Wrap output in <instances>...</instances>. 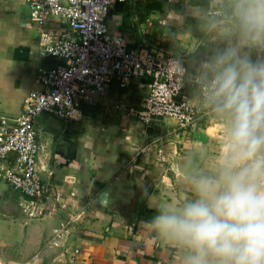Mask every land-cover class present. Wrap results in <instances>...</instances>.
Returning <instances> with one entry per match:
<instances>
[{
  "label": "crops",
  "instance_id": "1",
  "mask_svg": "<svg viewBox=\"0 0 264 264\" xmlns=\"http://www.w3.org/2000/svg\"><path fill=\"white\" fill-rule=\"evenodd\" d=\"M231 3L115 1L108 24L129 46L160 56L184 53L189 72L204 73L214 53L238 38ZM48 26L67 28L59 17ZM40 29L29 0H0V120L9 119L10 126L29 92L42 88L41 72L60 62L43 53ZM254 49L245 51L264 59ZM149 88V78L125 88L116 81L93 104H79L80 119L38 116L39 144L52 147L46 170L38 161L40 176L60 209L38 215L27 195L1 181L0 264H185L188 250L150 222L160 209L195 198L193 178L215 175L231 117L204 103L190 83L182 96L201 112L193 126L181 127L170 117L147 125L117 108L140 106ZM15 159L12 152L7 161L13 165Z\"/></svg>",
  "mask_w": 264,
  "mask_h": 264
},
{
  "label": "built area",
  "instance_id": "2",
  "mask_svg": "<svg viewBox=\"0 0 264 264\" xmlns=\"http://www.w3.org/2000/svg\"><path fill=\"white\" fill-rule=\"evenodd\" d=\"M115 1L126 0H29L31 16L41 28V49L60 62L41 72L42 88L25 97L15 126L7 118L0 120V182L27 195L38 215H52L60 209L57 195L40 176L36 127L40 114L80 119V103L93 104L113 82L125 88L143 78H149L150 88L141 107L117 108L147 125L165 117L175 119L181 127L195 125L201 112L182 96L188 83L213 107L207 99L204 73H190L184 53L160 56L141 46L131 47L124 35L110 28L109 11ZM209 13L219 15L221 11ZM51 17L64 20L67 28L57 31L49 27ZM256 51L259 58L264 56V48L256 47ZM12 152L16 159L10 165L7 160Z\"/></svg>",
  "mask_w": 264,
  "mask_h": 264
},
{
  "label": "clouds",
  "instance_id": "3",
  "mask_svg": "<svg viewBox=\"0 0 264 264\" xmlns=\"http://www.w3.org/2000/svg\"><path fill=\"white\" fill-rule=\"evenodd\" d=\"M238 38L203 65L207 99L231 117L215 175L191 181L195 198L150 222L188 250L185 264H264V0H232Z\"/></svg>",
  "mask_w": 264,
  "mask_h": 264
},
{
  "label": "water",
  "instance_id": "4",
  "mask_svg": "<svg viewBox=\"0 0 264 264\" xmlns=\"http://www.w3.org/2000/svg\"><path fill=\"white\" fill-rule=\"evenodd\" d=\"M51 158H52V147L50 146V144H44V145L40 144L38 161L42 164L43 169L45 170L47 169L48 163L51 160ZM37 210H39V208Z\"/></svg>",
  "mask_w": 264,
  "mask_h": 264
},
{
  "label": "trees",
  "instance_id": "5",
  "mask_svg": "<svg viewBox=\"0 0 264 264\" xmlns=\"http://www.w3.org/2000/svg\"><path fill=\"white\" fill-rule=\"evenodd\" d=\"M254 51H255V49H254ZM257 51H255V53H256ZM256 55H258V53L256 54ZM187 86V85H186ZM143 101V100H142ZM141 105H142V103H141ZM141 105L140 106H136V105H133V106H135V107H141Z\"/></svg>",
  "mask_w": 264,
  "mask_h": 264
},
{
  "label": "rangeland",
  "instance_id": "6",
  "mask_svg": "<svg viewBox=\"0 0 264 264\" xmlns=\"http://www.w3.org/2000/svg\"><path fill=\"white\" fill-rule=\"evenodd\" d=\"M75 252H78V249H75Z\"/></svg>",
  "mask_w": 264,
  "mask_h": 264
}]
</instances>
